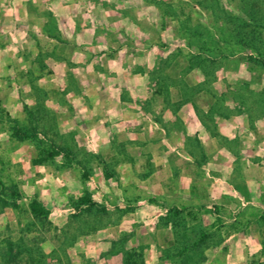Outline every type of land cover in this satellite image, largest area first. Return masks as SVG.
I'll list each match as a JSON object with an SVG mask.
<instances>
[{
  "label": "rangeland",
  "instance_id": "374dc122",
  "mask_svg": "<svg viewBox=\"0 0 264 264\" xmlns=\"http://www.w3.org/2000/svg\"><path fill=\"white\" fill-rule=\"evenodd\" d=\"M263 13L0 0V264H264Z\"/></svg>",
  "mask_w": 264,
  "mask_h": 264
},
{
  "label": "trees",
  "instance_id": "16d2710c",
  "mask_svg": "<svg viewBox=\"0 0 264 264\" xmlns=\"http://www.w3.org/2000/svg\"><path fill=\"white\" fill-rule=\"evenodd\" d=\"M256 12L258 13V11ZM259 19L264 22V13L261 14V17ZM222 43H226L228 45L227 47L229 49V53H228L229 55H235L237 50L234 48V46L229 45V42L225 40L224 38L222 39ZM250 59L254 63H261L264 65V58L262 60H258L257 58L251 56ZM37 134L38 132L36 129H34L32 133H26L19 127L16 130V135L18 137H21L22 139L29 138V137H36ZM51 147H52L51 150L48 151V157L52 159L55 158L56 155H59L63 150L62 147L57 146L55 144H52ZM17 195L20 196L17 190H13V197H14V198L12 197L13 200H16L15 196ZM82 201H83L82 203L87 204L89 208L97 206L95 202L90 201L87 198H83ZM148 201L151 204H158V201L156 200V198H148ZM29 206H30V210L33 215L48 218L49 211L45 208V206L41 204V202L38 199L32 200ZM202 209H207V208L203 207ZM215 213H218V212H215ZM208 236H209L208 232H202L200 236V241L197 242V245H200V243L204 241ZM21 254H22V250H19L18 252L14 253L13 248L9 247L8 250L5 252V256H6L5 259H6L7 264H12L13 262H16V260L18 261ZM138 258H140L141 260H138ZM124 264H145L143 253L127 252L125 260H124Z\"/></svg>",
  "mask_w": 264,
  "mask_h": 264
}]
</instances>
